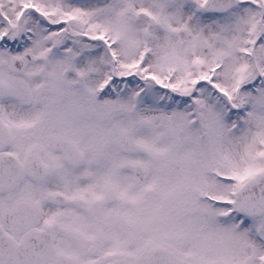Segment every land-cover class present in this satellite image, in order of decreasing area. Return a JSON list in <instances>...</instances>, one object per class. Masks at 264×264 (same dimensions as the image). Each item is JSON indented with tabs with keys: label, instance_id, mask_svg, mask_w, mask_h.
Listing matches in <instances>:
<instances>
[{
	"label": "snow or ice",
	"instance_id": "1",
	"mask_svg": "<svg viewBox=\"0 0 264 264\" xmlns=\"http://www.w3.org/2000/svg\"><path fill=\"white\" fill-rule=\"evenodd\" d=\"M0 264H264V0H0Z\"/></svg>",
	"mask_w": 264,
	"mask_h": 264
}]
</instances>
